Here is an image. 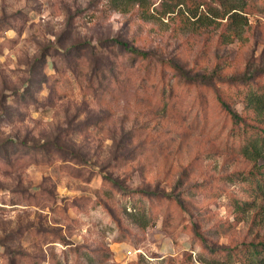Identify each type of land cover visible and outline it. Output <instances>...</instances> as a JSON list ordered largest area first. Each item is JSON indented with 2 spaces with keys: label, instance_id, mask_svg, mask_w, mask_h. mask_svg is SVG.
Returning <instances> with one entry per match:
<instances>
[{
  "label": "rangeland",
  "instance_id": "1",
  "mask_svg": "<svg viewBox=\"0 0 264 264\" xmlns=\"http://www.w3.org/2000/svg\"><path fill=\"white\" fill-rule=\"evenodd\" d=\"M148 2L0 0V264H249L264 244L225 105L260 125L264 0L237 36L191 16L216 0Z\"/></svg>",
  "mask_w": 264,
  "mask_h": 264
},
{
  "label": "trees",
  "instance_id": "2",
  "mask_svg": "<svg viewBox=\"0 0 264 264\" xmlns=\"http://www.w3.org/2000/svg\"><path fill=\"white\" fill-rule=\"evenodd\" d=\"M162 10L164 13L174 12L178 5L184 4L186 0H163ZM215 1V0H214ZM220 3V7L210 8V12L214 17H210L209 14L200 15L198 12L193 13L192 17H198L197 19L206 24L212 23V19L227 18L231 25H234V34L240 35V28L244 25L243 9L244 2L227 4L226 0H216ZM109 2L118 10L122 12L128 11L131 7L138 5L141 7V11L147 15L148 0H109ZM241 2V4H239ZM203 5V2H199V7ZM210 7V6H209ZM143 15V14H142ZM114 43L119 44L125 50L132 54L147 57L148 52L140 50L137 47L131 46L128 42L121 39H114ZM244 102L246 108L253 112V119L260 124L259 126L249 125L246 123L245 118L236 110L232 109L228 104V113L230 114L233 123L244 135V141L240 146V153L243 156L250 159L254 163V169L251 171L252 176L257 179L256 188L258 193L264 198V86L250 89L244 96ZM262 246V247H261ZM248 252L252 255L249 259V264H264V244L251 243Z\"/></svg>",
  "mask_w": 264,
  "mask_h": 264
},
{
  "label": "built area",
  "instance_id": "3",
  "mask_svg": "<svg viewBox=\"0 0 264 264\" xmlns=\"http://www.w3.org/2000/svg\"><path fill=\"white\" fill-rule=\"evenodd\" d=\"M127 252H128L129 254H131V253H132V251H131V250H128Z\"/></svg>",
  "mask_w": 264,
  "mask_h": 264
}]
</instances>
